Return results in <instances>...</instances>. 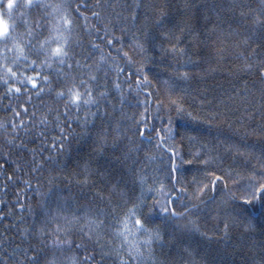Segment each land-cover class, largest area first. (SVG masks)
Returning a JSON list of instances; mask_svg holds the SVG:
<instances>
[{
	"label": "trees",
	"instance_id": "trees-1",
	"mask_svg": "<svg viewBox=\"0 0 264 264\" xmlns=\"http://www.w3.org/2000/svg\"><path fill=\"white\" fill-rule=\"evenodd\" d=\"M0 4V264H264V0Z\"/></svg>",
	"mask_w": 264,
	"mask_h": 264
},
{
	"label": "snow or ice",
	"instance_id": "snow-or-ice-1",
	"mask_svg": "<svg viewBox=\"0 0 264 264\" xmlns=\"http://www.w3.org/2000/svg\"><path fill=\"white\" fill-rule=\"evenodd\" d=\"M30 6H32V4L25 5V7H30ZM0 7H7V5L6 4H0ZM65 22L67 23L68 21H65ZM14 32H15V25L14 24L8 25L5 22L4 26L2 28H0V43L6 45L9 41H11L13 39L12 33H14ZM51 55L60 58L59 62L63 63L64 62L63 57L66 55V52L63 51L62 47H57L56 49H54L51 52ZM17 91H19V90L17 89ZM71 103L76 108H80L83 105L92 103V101L90 99H83V101L81 102L80 94L77 92H73L71 94ZM172 215L174 216L175 213H172ZM132 217H135V212L129 213V218H132ZM132 222L134 225L138 226L136 228V231L147 232V229L143 227V225L141 224V220L139 218L133 219ZM125 230H127V222H125Z\"/></svg>",
	"mask_w": 264,
	"mask_h": 264
},
{
	"label": "rangeland",
	"instance_id": "rangeland-1",
	"mask_svg": "<svg viewBox=\"0 0 264 264\" xmlns=\"http://www.w3.org/2000/svg\"><path fill=\"white\" fill-rule=\"evenodd\" d=\"M4 26L3 22H2V19L0 17V28H2Z\"/></svg>",
	"mask_w": 264,
	"mask_h": 264
}]
</instances>
